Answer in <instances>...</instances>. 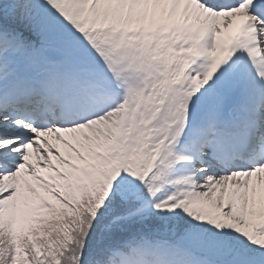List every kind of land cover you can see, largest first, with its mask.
Instances as JSON below:
<instances>
[{
	"label": "snow or ice",
	"instance_id": "obj_1",
	"mask_svg": "<svg viewBox=\"0 0 264 264\" xmlns=\"http://www.w3.org/2000/svg\"><path fill=\"white\" fill-rule=\"evenodd\" d=\"M0 264H264V0H0Z\"/></svg>",
	"mask_w": 264,
	"mask_h": 264
}]
</instances>
